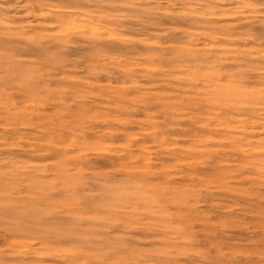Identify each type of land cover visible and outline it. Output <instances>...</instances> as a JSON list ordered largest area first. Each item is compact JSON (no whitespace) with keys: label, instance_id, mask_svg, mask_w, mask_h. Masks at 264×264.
<instances>
[{"label":"rangeland","instance_id":"1","mask_svg":"<svg viewBox=\"0 0 264 264\" xmlns=\"http://www.w3.org/2000/svg\"><path fill=\"white\" fill-rule=\"evenodd\" d=\"M0 264H264V0H0Z\"/></svg>","mask_w":264,"mask_h":264}]
</instances>
